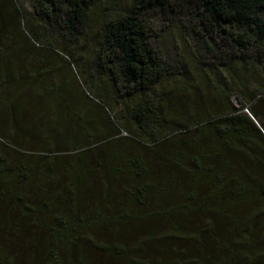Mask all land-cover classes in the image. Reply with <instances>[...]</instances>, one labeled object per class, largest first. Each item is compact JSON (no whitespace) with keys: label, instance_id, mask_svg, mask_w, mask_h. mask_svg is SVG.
I'll list each match as a JSON object with an SVG mask.
<instances>
[{"label":"trees","instance_id":"16d2710c","mask_svg":"<svg viewBox=\"0 0 264 264\" xmlns=\"http://www.w3.org/2000/svg\"><path fill=\"white\" fill-rule=\"evenodd\" d=\"M27 1L0 0V264H264V0Z\"/></svg>","mask_w":264,"mask_h":264},{"label":"rangeland","instance_id":"374dc122","mask_svg":"<svg viewBox=\"0 0 264 264\" xmlns=\"http://www.w3.org/2000/svg\"><path fill=\"white\" fill-rule=\"evenodd\" d=\"M114 4H115V7L116 8H125L126 5L128 4V0H114ZM20 5L22 7H25L28 12L31 10V6H30V3L27 1V0H20ZM103 9H104V4H101L99 5L98 9H96L93 14L90 15V21H89V29L94 32L95 34L98 33V31L101 30V20L102 18V14H103ZM118 10V9H117ZM89 42L91 43L92 40H93V33L92 34H89ZM96 38V36H95ZM94 41V40H93ZM156 44V46H158V44L156 42H153ZM40 44L42 45V43L40 42ZM61 46V45H60ZM36 47H39L38 45ZM166 49V53L167 55H170L172 52H171V49L170 48H167L165 47ZM35 58V56L33 57ZM36 61H33V63H35ZM63 76H64V81L63 80L61 81L62 78L60 77H56L54 76L53 77V81L55 82V85L57 87H64V83L66 84V87L67 89L69 90L68 92H71V93H74L75 95L79 93V87H78V82L80 83V88L83 89V90H86L88 89L91 93H93V95H96L93 88L90 86L89 84V81H87L84 77H82V81L81 79H78V82L74 79V76L71 74L69 68H65L64 71H63ZM196 83V82H195ZM195 83L193 84V86H195ZM97 96V95H96ZM230 100L234 103V106L236 108H240L241 107V103H240V100L238 98V96L236 94H233L231 97H230ZM174 101L169 98L167 99V108H166V112H169V113H172L171 109L174 105ZM123 108V106H122ZM180 109V106L179 104L176 103V110H179ZM118 112L120 110V107H118Z\"/></svg>","mask_w":264,"mask_h":264}]
</instances>
